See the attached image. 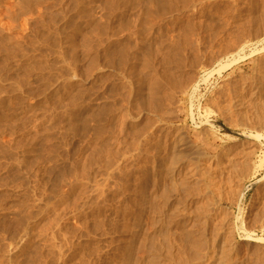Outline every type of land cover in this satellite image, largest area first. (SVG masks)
Wrapping results in <instances>:
<instances>
[{
	"label": "rangeland",
	"instance_id": "obj_1",
	"mask_svg": "<svg viewBox=\"0 0 264 264\" xmlns=\"http://www.w3.org/2000/svg\"><path fill=\"white\" fill-rule=\"evenodd\" d=\"M155 1L0 0V264H144L152 170L175 151L220 157L224 190L194 202L225 233L222 264H264V0ZM201 167L183 192H202ZM171 214L160 228L177 250L157 237L159 261L189 264Z\"/></svg>",
	"mask_w": 264,
	"mask_h": 264
},
{
	"label": "bare ground",
	"instance_id": "obj_2",
	"mask_svg": "<svg viewBox=\"0 0 264 264\" xmlns=\"http://www.w3.org/2000/svg\"><path fill=\"white\" fill-rule=\"evenodd\" d=\"M156 1H159V0H156ZM155 1V2H156ZM115 2V1H114ZM157 3H160V1L159 2H157ZM160 4H162V2L160 3ZM116 5V4H115ZM157 5V4H156ZM117 6V5H116ZM116 10V9H115ZM128 25V24H127ZM141 32V31H140ZM139 32V33H140ZM145 32V31H144ZM143 34V33H142ZM139 36H141V35H139ZM108 37V36H107ZM111 38V37H110ZM113 38V37H112ZM108 40V39H107ZM112 40V39H111ZM126 40V39H125ZM114 41V40H113ZM140 41V40H139ZM148 41V40H147ZM142 42V41H141ZM105 43H106V41H105ZM117 43H119V42H117ZM116 44V43H115ZM145 45V44H144ZM109 46H110V43H109ZM125 46V45H124ZM128 47V46H127ZM110 48V47H109ZM143 48V47H142ZM116 49V48H115ZM124 51V50H123ZM123 51H121V53L123 52ZM144 51V50H143ZM146 51V50H145ZM121 53H118L119 55H121ZM145 53V52H144ZM112 55V54H111ZM123 55V54H122ZM109 57V56H108ZM121 57V56H120ZM148 58V57H147ZM146 58V59H147ZM117 59H120V58H117ZM112 60H113V58H112ZM106 61V60H105ZM108 67H109V65H108ZM123 69V68H122ZM145 69V68H144ZM149 69V68H148ZM113 72V71H112ZM120 72V71H119ZM157 84V83H156ZM114 85V84H113ZM158 88V87H157ZM156 88V89H157ZM136 89V88H135ZM158 90V89H157ZM193 91V90H192ZM239 98V97H238ZM152 99V98H151ZM152 101V100H151ZM158 102V101H157ZM157 107V106H156ZM143 108V107H142ZM141 108V109H142ZM105 111H107V109L105 110ZM108 112V111H107ZM150 112V111H149ZM106 115V114H105ZM93 118V117H92ZM107 118V117H106ZM93 120H95V119H93ZM256 120V119H255ZM258 121V120H257ZM86 125V124H85ZM145 130V129H144ZM177 132V131H176ZM136 134V133H135ZM164 134V133H163ZM204 134V133H203ZM167 135V134H166ZM179 135V134H178ZM181 135V134H180ZM205 136H207L206 135V133L204 134ZM202 136V135H201ZM204 136V137H205ZM168 137V136H167ZM172 137V136H171ZM177 136H175V138H176ZM195 137V136H194ZM253 137V136H252ZM148 138V137H147ZM152 138V137H151ZM169 138V137H168ZM173 138H174V135H173ZM174 138V140H176ZM178 138H180L181 139V137H179L178 136ZM186 138V137H185ZM200 138V137H199ZM208 138V137H207ZM172 139V138H171ZM180 139L178 140V144H179V141H180ZM202 139V140H201ZM122 140H123V138H122ZM139 140V139H138ZM173 140V139H172ZM174 140H173V142H174ZM205 139H203V137L202 138H200V140H198L199 142L200 141H202L201 143H203L204 144V141ZM207 140V139H206ZM205 140V142H207ZM145 141H147V140H145ZM171 141V140H170ZM170 141H168V142H170ZM143 142V141H142ZM152 142V141H151ZM196 142V141H195ZM148 143V142H147ZM155 143V142H154ZM185 143H187V142H185ZM136 144V143H135ZM168 144V143H167ZM182 143H180V145H181ZM184 144V143H183ZM198 144V143H197ZM209 144V143H208ZM171 146L172 145H174V143H171L170 144ZM185 145V144H184ZM242 145V144H241ZM186 146H187V144H186ZM189 146V145H188ZM204 146H205V144H204ZM207 146V145H206ZM205 146V147H206ZM134 147V146H133ZM165 147H167V146H165ZM176 148V147H178L179 148V146L177 145H175V146H172V149L173 148ZM181 147V146H180ZM183 147V146H182ZM181 147V148H182ZM191 147V146H190ZM190 147H189V150H190ZM195 146H194V144H193V147H191V149L192 148H194ZM208 147V146H207ZM161 148H163V147H161ZM184 148V147H183ZM198 148L200 149V146L198 145ZM204 148V147H203ZM209 148V147H208ZM165 149V148H164ZM194 149H197L196 147L194 148ZM202 149V148H201ZM134 150V149H133ZM146 150V149H145ZM150 150V149H149ZM176 150V149H175ZM174 150V151H175ZM181 150V149H180ZM180 150H178V151H180ZM188 150V151H189ZM203 150V149H202ZM208 150V149H207ZM211 150V149H210ZM172 151V150H171ZM187 151V150H186ZM193 152H194V150H192ZM244 151V150H243ZM243 151H242V153H243ZM176 152V151H175ZM175 152H173V153H175ZM183 152V151H182ZM192 152V153H193ZM195 152H197V151H195ZM194 152V154L193 155H195V157H188L187 158V156H185V157H183L184 155H186V153L187 152H185V154H183V156L181 155V156H179L178 154L176 155V153L175 154H171V156H169V161L168 162H166V164L165 165H160L159 164V161L157 162L156 161V158H154L155 159V164H156V162H157V164L155 165L156 167H155V169L154 170H152L153 172H152V179H154L155 181H154V185H151L149 188H150V192L148 193V205H149V207H148V205H147V207L148 208H146V210L148 211V215H149V218H150V225H151V234H150V236H149V234H147L149 237H147V235L145 234V237H147V238H149V239H147V244H146V250L148 251V258H147V261L144 263V264H161V262L159 261V252H160V245H159V241L160 240H162L163 241V243L162 244H164L165 245V251H166V254H167V257L168 258H170L171 256H172V252H174V251H176L177 250V248L176 247H174V245H172V240H171V238L170 237H172L171 236V234L173 233V231H172V233H170V232H168V231H166L165 229L164 230H162L161 228H162V226H163V224H164V222H165V220H164V218L168 215V216H170V214L173 212L174 214L175 213H178L179 214V219H180V233H179V241H180V245H178V247H179V253H183V254H186V257H187V261L188 262H190L189 264H204L206 261H208V260H210V261H212V260H214V259H216V257L217 258H219V260L221 261V264H222V258H223V256L225 255V252H226V248L225 247H223V248H221V247H219V249H218V247H217V243L219 242V240L221 239V238H223V240H224V242H226V240H225V233H223V236H220V229H219V227L217 228V227H215V225H214V227L212 226V223H213V221H212V219H214V218H212V215H211V213H210V210L212 209H209L208 208V206L210 205V203L207 205V206H203V205H200V207L199 208H197V207H195V205L197 204V203H195L194 202V199L196 200V198H201L202 196H204V197H206V195H208V192L210 191L209 189L211 188V189H216L217 190V188L219 189V190H221V188L224 190V187L226 186V182L228 181V178H227V181L225 182V180H224V183H226L225 184V186H224V183H223V179H224V177H223V179L221 180V173L218 175L217 173H216V171L214 172V170L215 169H217V166H218V164H217V166H216V168L215 169H212L213 167H212V161H214V159L213 158H215L216 156H213V160H208L207 158H209V159H211L210 158V156H208V157H206V158H203L202 157V154H200V153H195ZM208 152V151H207ZM246 152V151H245ZM152 153H154V152H152ZM241 153V152H240ZM241 153V154H242ZM169 154V153H168ZM189 154V153H188ZM205 154H207V153H204V155ZM247 154H248V157L250 158V155H249V153L247 152ZM247 154L246 155H244V153H243V155L242 156H246L245 158H248L247 157ZM253 154V153H252ZM110 155H112V154H110ZM152 155V154H151ZM156 156H157V154H155ZM167 155V154H166ZM122 157V156H121ZM155 157V156H154ZM163 157V156H162ZM112 158V157H111ZM216 158H220V157H216ZM215 158V159H216ZM243 158V157H242ZM245 158H243V160L245 159ZM249 158L247 159V161L249 160ZM114 159V158H113ZM120 159V158H119ZM144 159H146L145 157H144ZM163 159V158H162ZM116 160V159H115ZM118 160V159H117ZM164 160V159H163ZM193 160H199L198 162V164H195L196 163V161L194 162ZM217 160V159H216ZM242 160V161H243ZM161 161V160H160ZM219 161V160H218ZM218 161H214L215 163L216 162H218ZM109 162H110V160H109ZM108 162V163H109ZM163 162V161H162ZM220 162V161H219ZM249 162H250V160H249ZM215 163H213V165H215ZM231 163H233V162H231ZM241 163V162H240ZM248 163V162H247ZM114 164V163H113ZM163 164V163H162ZM241 164H243V165H245L244 164V162L243 163H241ZM110 165V164H109ZM108 166V165H107ZM112 166V165H111ZM201 166H204V167H207L206 169H207V173L204 171L203 173H201L200 175L202 176L204 173V175H206L205 177H207V181H206V184L204 183V185H203V188H202V192L200 191V186H199V184H197L198 185V187H197V185H195L196 186V188L194 189V191L193 192H183V191H185V187H186V185H187V183H186V181H185V177L184 176H186V175H188V177L190 178V177H192L195 173H199V172H201L202 170H204V169H202L203 167H201ZM235 166V165H234ZM233 165H232V167H234ZM241 167H243L242 165H240ZM222 167V166H221ZM231 167V166H230ZM229 167V168H230ZM241 167H240V169H241ZM245 167V166H244ZM109 168V167H108ZM235 168H236V166H235ZM248 168H249V165H248ZM248 168L246 167V169H244V172L246 171V170H248ZM153 169V168H152ZM218 169H220V168H218ZM233 169V168H232ZM232 169H231V171H232ZM237 169V168H236ZM236 169H233V170H235L236 171ZM208 170L210 171V173L208 172ZM221 170V169H220ZM238 170V169H237ZM164 172V176H165V178L169 181V185H170V188L169 189H171V191L169 192V190H168V192L166 191L167 190V186L166 187H164V188H166V189H163V190H165V192L163 191V190H161V191H163V192H158V191H160V189L158 190V187H157V182H158V179H159V175L162 177V175L163 174H159L160 172L161 173H163ZM249 171V170H248ZM134 172V171H133ZM184 172L186 173V174H184ZM234 172V171H233ZM233 172H229V174L231 173H233ZM241 172V171H240ZM240 172H239V174H240ZM243 172V173H244ZM209 173V174H208ZM234 173H237V172H234ZM234 173H233V175H234ZM243 173H241V174H243ZM229 174H227V175H229ZM238 174V173H237ZM237 174H235L234 176H239V174L237 175ZM245 174H247V173H245ZM199 175V182H200V176ZM208 175V176H207ZM151 176V175H150ZM246 176V175H245ZM127 177H128V175H127ZM239 177H242L241 175L239 176ZM238 177V178H239ZM243 177H244V175H243ZM142 178V177H141ZM165 178L163 177V180L165 181ZM237 178V177H236ZM202 179H204V176H202ZM226 179V178H225ZM241 179V178H240ZM243 179V178H242ZM241 179V180H242ZM148 180H150L149 178H148ZM205 180V179H204ZM203 180V181H204ZM240 180V181H241ZM137 181V180H136ZM161 181V180H160ZM202 181V180H201ZM149 182V181H148ZM198 182V183H199ZM166 183V182H165ZM150 184H152V182L150 183ZM156 184V185H155ZM167 185H168V183H166ZM202 184H203V182H202ZM175 191L176 192V190H178V191H182V193L179 195V196H177V198H179L176 202V205L174 206V207H172V210L170 209L171 208V196H170V194L172 193V191ZM207 191V192H203V191ZM215 190V191H216ZM222 190V191H223ZM143 191V190H142ZM218 191V190H217ZM179 192H177V194H178ZM210 194L212 193V192H209ZM214 193H216V192H214ZM217 193H221V192H217ZM225 193V192H224ZM143 194V193H142ZM174 194V193H173ZM218 194V195H219ZM227 194V193H226ZM174 195H176V194H174ZM223 195V194H222ZM222 195H221V197H222ZM128 196V195H127ZM136 196V195H135ZM140 196H142V195H140ZM147 196V195H146ZM188 197H189V199H188ZM203 197V198H204ZM225 197V196H224ZM147 198V197H146ZM175 198V197H174ZM208 199L210 198V197H207ZM226 198V197H225ZM208 199H206V200H208ZM106 200V199H105ZM188 200H190V201H188ZM210 200V199H209ZM217 200V199H216ZM140 201V200H139ZM142 201H145V198L142 200ZM187 201L190 203V206H186V204H187ZM146 202H147V200H146ZM208 202H211V201H208ZM112 203V202H111ZM175 204V203H174ZM123 206L125 205V204H122ZM143 206H146V205H143ZM83 207V206H82ZM129 207V206H128ZM121 208V207H120ZM83 209V208H82ZM222 209V208H221ZM220 209V210H221ZM97 210V209H96ZM126 210V209H125ZM127 210H129V209H127ZM143 210V209H142ZM145 210V209H144ZM89 211V210H88ZM215 211V210H214ZM217 211V210H216ZM100 212V211H99ZM115 212V211H114ZM171 212V213H170ZM212 212V211H211ZM88 213V212H87ZM103 213V212H102ZM126 213H127V211H126ZM147 213V212H146ZM166 213H168V214H166ZM170 213V214H169ZM91 214H92V212H91ZM122 214H125L124 213V211H123V213ZM128 214V213H127ZM129 214H130V212H129ZM215 214H217V213H215ZM213 215L214 217H217L216 215ZM93 215V217H95V215L94 214H92ZM121 215V214H120ZM166 215V216H165ZM172 215V214H171ZM91 216V215H90ZM98 217H99V215H97ZM168 216L166 217V218H168ZM119 217V216H118ZM130 217V216H129ZM129 217H128V219H129ZM172 217H173V215H172ZM223 216H221V218H222ZM122 218H124V217H121V219ZM140 218V217H139ZM171 217H169V219H170ZM175 218V217H174ZM88 219V218H87ZM92 219V218H91ZM90 219V220H91ZM95 219V220H94ZM99 219V218H98ZM98 219H96V218H93V220L94 221H96L97 220V222L99 223L100 222V220L102 219H100V220H98ZM104 219V218H103ZM103 219H102V221H101V223H99L98 225L99 226H101L103 223L102 222H104V221H106V220H104L103 221ZM119 219V218H118ZM127 219V218H126ZM125 219V220H126ZM143 219V218H142ZM90 220H88V221H90ZM122 220H124V219H122ZM121 220V221H122ZM133 220V219H132ZM140 220V219H139ZM171 221H174L172 218L170 219ZM215 221L217 220V219H214ZM221 220V219H220ZM219 220V221H220ZM225 220V219H224ZM92 221V220H91ZM92 222L93 224H95V222ZM108 221H106V223H107ZM118 222V221H117ZM142 222V221H141ZM111 223V222H110ZM109 223V224H110ZM123 223H125V221L123 222L122 221V225H123ZM129 223V222H128ZM140 223V222H139ZM175 223H176V221H175ZM89 224V223H88ZM88 224L86 225V227L88 226ZM101 224V225H100ZM109 224L107 223V226H108V229H109ZM113 224V223H112ZM111 224V225H112ZM115 224V223H114ZM118 225H119V223H117ZM126 224V223H125ZM124 224V225H125ZM141 224H143V223H141ZM169 224V223H168ZM172 224V223H171ZM226 224V223H225ZM225 224H224V226H225ZM97 224H95V225H92V227H90V228H94V229H96L95 228V226H98ZM105 224H103V227H106L107 228V226L105 225ZM128 225V224H127ZM131 225V224H130ZM138 225V224H137ZM149 225V226H150ZM170 225V224H169ZM178 225V224H177ZM219 225V224H218ZM99 226L97 227V230H101V229H105V228H102V226L99 228ZM113 226V225H112ZM111 226V227H112ZM229 226V225H228ZM110 227V228H111ZM122 228L124 227V226H121ZM126 227V226H125ZM129 227V226H128ZM135 227V226H134ZM140 227V226H139ZM161 227V228H160ZM167 227V226H166ZM99 228V229H98ZM113 228V227H112ZM122 228H120V229H122ZM170 228V227H169ZM221 228V227H220ZM225 228H226V226H225ZM228 228V227H227ZM87 229H89V228H87ZM131 227H130V230H129V228H128V230L131 232ZM135 229H137V228H135ZM135 229H132L133 231H135L136 232V230ZM141 229V228H140ZM145 229V228H144ZM144 229L143 230H139V228H138V230L141 232V231H144ZM178 229H179V227H178ZM230 229V228H229ZM228 229V230H229ZM113 230V229H112ZM114 230H115V228H114ZM176 230H177V228H176ZM88 231V230H87ZM90 231H91V229H90ZM116 231V230H115ZM120 231H122V230H120ZM123 231H125V228L123 229ZM132 231V232H133ZM179 231V230H178ZM92 233H93V235H94V232L93 231H91ZM97 232V231H96ZM99 232V231H98ZM97 232V233H98ZM107 232H109V231H107ZM106 231H104L102 234H103V236H104V238H106L105 237V233H107ZM117 232V231H116ZM115 232V233H116ZM128 232V231H127ZM127 232H126V235H127ZM177 232V231H176ZM232 232V231H231ZM231 232H230V234H231ZM88 233H90V232H88ZM110 233V232H109ZM112 233V232H111ZM111 233H110V235H111ZM138 233V232H137ZM136 233V234H137ZM174 233H175V231H174ZM102 234H99V235H101L102 236ZM144 234H143V236H144ZM170 234V235H169ZM86 235H87V232H86ZM88 235H90V234H88ZM92 235V234H91ZM98 235V236H99ZM109 235V236H110ZM114 235V234H113ZM116 235H118V234H116ZM116 235H114V237L116 236ZM133 235H135L134 234V232H133ZM172 235H174V234H172ZM175 235H176V237H177V235L178 234H176L175 233ZM228 235V234H227ZM95 236V235H94ZM106 236H107V234H106ZM108 236V237H109ZM119 236V235H118ZM129 236V235H128ZM131 236L132 235H130V238H131ZM137 237H140L139 235H136ZM162 237V239H160L159 241H158V239H157V237ZM190 236H194V237H198L199 236V243H196V245H189L188 243V241H190L189 239V237ZM231 236V235H230ZM100 237V236H99ZM145 237L144 238H142V237H140V238H142L143 240H145ZM227 237H229V236H227ZM250 237V236H249ZM101 238V237H100ZM122 238H123V236H122ZM128 238V237H127ZM127 238H126V240H127ZM230 238V237H229ZM251 238V237H250ZM109 239V238H108ZM111 239L112 238H110L109 240L111 241ZM114 239V238H113ZM132 239H133V237H132ZM137 239V238H136ZM142 239L140 240V243H141V241H142ZM174 239V238H173ZM176 239V238H175ZM115 240H117V239H115ZM121 240V239H120ZM119 240V241H120ZM125 240V239H124ZM123 240V241H124ZM125 240V241H126ZM129 240H131V239H129ZM135 240V239H134ZM138 239L136 240V241H139ZM177 240V239H176ZM230 240V239H229ZM263 240V239H262ZM118 241V240H117ZM118 241V242H119ZM123 241H122V243H123ZM146 241V240H145ZM221 241V240H220ZM248 242H256V243H258V242H260L259 241V238L258 239H248L247 240ZM112 242V241H111ZM115 242V241H114ZM117 242V243H118ZM130 241H128V243H129ZM191 242H193V241H190V244H191ZM222 242V241H221ZM229 242H231V241H229ZM264 242V241H263ZM120 243V242H119ZM125 243H127V241L125 242ZM136 242H134V244H135ZM139 242H137V244L138 245H136L135 246V249L136 248H138V246H139V244H140ZM143 243V244H144ZM232 243V242H231ZM230 243V244H231ZM121 244V243H120ZM142 243H141V245L139 246V247H141L142 245H143ZM144 244V245H145ZM259 244V243H258ZM126 245H128L129 247L131 246V245H129V244H126ZM177 245V244H176ZM127 246V247H128ZM126 247V246H125ZM142 247H144V246H142ZM231 248H232V246H230ZM162 248V247H161ZM229 249V250H231L232 251V249ZM127 249H129V248H126V250ZM131 250H133V248H130ZM142 248H139V249H137L136 251L137 252H139V253H143L144 252V250L142 251L141 250ZM125 250V251H126ZM130 250V251H131ZM138 250H141V251H138ZM234 250V249H233ZM121 251V250H120ZM134 251V250H133ZM133 251H132V254H133ZM164 251V252H165ZM126 252H128V251H126ZM229 252V251H228ZM226 253V254H228V255H230V253ZM130 253V252H129ZM181 253V254H182ZM191 253V254H190ZM178 254V253H177ZM191 256H190V255ZM126 255V254H125ZM127 255H129V254H127ZM127 255H126V257L125 258H127V259H130V256L129 257H127ZM188 255L190 256V257H188ZM132 256H134V258H135V255H132ZM178 256V255H177ZM219 256H222V258L221 257H219ZM226 256V255H225ZM106 257V256H105ZM221 258V259H220ZM228 257L226 256V259H227ZM122 259H123V257H122ZM131 259H133V258H131ZM136 259V258H135ZM133 260V262H132V260L130 261V264L131 263H133V264H135L134 263V261H136V260ZM109 260V259H108ZM172 260V259H171ZM229 260V259H228ZM126 262H127V260H125ZM139 261H141V260H139ZM186 261V262H187ZM215 261V260H214ZM216 261H218V259L216 260ZM224 261H227V260H224ZM124 262V261H123ZM122 262V263H123ZM129 262V261H128ZM167 262V261H166ZM137 263L138 264H140V262H138L137 261ZM142 263V262H141ZM176 263V262H175ZM216 263V262H215ZM225 262H223V264H224ZM240 263V262H239ZM123 264H125V262L123 263ZM163 264H166V263H163ZM177 264V263H176ZM179 264H181V263H179ZM184 264H186V263H184ZM210 264V263H209ZM216 264H220V262L219 263H216ZM226 264V263H225ZM242 264H243V262H242Z\"/></svg>",
	"mask_w": 264,
	"mask_h": 264
}]
</instances>
